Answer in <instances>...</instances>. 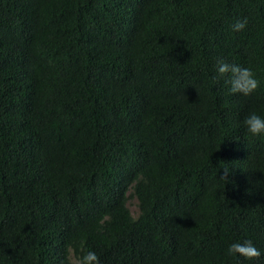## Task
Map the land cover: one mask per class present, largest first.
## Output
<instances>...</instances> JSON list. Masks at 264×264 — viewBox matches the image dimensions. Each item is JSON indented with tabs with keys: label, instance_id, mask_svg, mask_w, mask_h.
<instances>
[{
	"label": "trees",
	"instance_id": "1",
	"mask_svg": "<svg viewBox=\"0 0 264 264\" xmlns=\"http://www.w3.org/2000/svg\"><path fill=\"white\" fill-rule=\"evenodd\" d=\"M252 112L264 0H0V264H264Z\"/></svg>",
	"mask_w": 264,
	"mask_h": 264
},
{
	"label": "clouds",
	"instance_id": "2",
	"mask_svg": "<svg viewBox=\"0 0 264 264\" xmlns=\"http://www.w3.org/2000/svg\"><path fill=\"white\" fill-rule=\"evenodd\" d=\"M247 24L248 20L245 17L242 20H237L232 25V29L233 31H242L247 27ZM215 67L220 78L228 77L226 83L231 85L230 91L233 94L250 96L260 87V81L251 68L229 63L223 58H217ZM243 123L247 132L252 136L264 135V117L261 115L252 112L244 119ZM230 171V167H224V175L220 178L228 181ZM227 251L229 255H240L249 260L259 259L262 255L261 250L251 240L234 242ZM79 264H100V258L95 251H87L80 258Z\"/></svg>",
	"mask_w": 264,
	"mask_h": 264
},
{
	"label": "rangeland",
	"instance_id": "3",
	"mask_svg": "<svg viewBox=\"0 0 264 264\" xmlns=\"http://www.w3.org/2000/svg\"><path fill=\"white\" fill-rule=\"evenodd\" d=\"M130 208L133 211V213H136L137 212V207H136L134 201L130 204ZM71 260H72L73 264H79V262L74 257H72V256H71Z\"/></svg>",
	"mask_w": 264,
	"mask_h": 264
}]
</instances>
